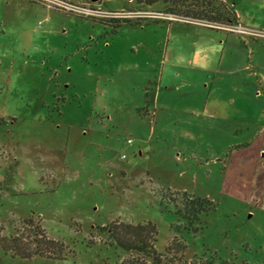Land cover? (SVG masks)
Returning <instances> with one entry per match:
<instances>
[{"label":"rangeland","instance_id":"rangeland-1","mask_svg":"<svg viewBox=\"0 0 264 264\" xmlns=\"http://www.w3.org/2000/svg\"><path fill=\"white\" fill-rule=\"evenodd\" d=\"M202 21L0 0V264H264V37Z\"/></svg>","mask_w":264,"mask_h":264},{"label":"trees","instance_id":"trees-1","mask_svg":"<svg viewBox=\"0 0 264 264\" xmlns=\"http://www.w3.org/2000/svg\"><path fill=\"white\" fill-rule=\"evenodd\" d=\"M145 1L148 2L149 4H152L158 0H145ZM164 1L176 4L179 0H164ZM188 7L190 8L185 10L186 14L184 16L182 15V18L186 19V21L189 22H194V21L198 22L203 20L202 22L204 24L212 25V26L215 25L214 27H216V25H229V24L237 23V15L233 10V8L228 6L225 2L221 0H195V2L190 3ZM168 12L173 13L177 16H181L176 8H170L168 9ZM121 226H123L122 228L124 229L125 232L127 230H136L137 232H139L138 233L139 236L142 237L141 240L138 238V242L140 243V245L144 244L145 241L144 233L145 234H148L149 232L150 234L154 233L152 227L149 229L148 225L145 224H139V225L123 224ZM110 231H111V236L116 239L117 244L123 246L125 250L137 248L136 246L124 244L123 241L122 240L120 241V238H118V234H117L118 232L115 234L112 233L113 230ZM171 250H172L171 244L166 245L164 248V251L166 252H169ZM178 250L179 252H181L182 255L183 253L182 249L178 248ZM152 253H153V258H155L156 260L155 250H153ZM185 262L186 261L182 262L180 260L178 264H185Z\"/></svg>","mask_w":264,"mask_h":264},{"label":"built area","instance_id":"built-area-1","mask_svg":"<svg viewBox=\"0 0 264 264\" xmlns=\"http://www.w3.org/2000/svg\"><path fill=\"white\" fill-rule=\"evenodd\" d=\"M51 3L65 7L68 10H72L76 13H83L86 15H97V16H108V17H115V18H128V17H135V18H153V19H167V20H186L182 19V17L177 16L170 12H162L159 10H148V9H138V10H115V11H104L100 8H88V7H78L73 6L67 3L59 2V0H49ZM181 18V19H180ZM195 22V21H194ZM196 23V22H195ZM219 28H225L228 30H232L238 32L240 34L250 35V36H258L264 37V30H257L247 28L242 26L238 23L236 24H229V25H216ZM132 139H127V143H132ZM125 157V154L122 155Z\"/></svg>","mask_w":264,"mask_h":264},{"label":"crops","instance_id":"crops-1","mask_svg":"<svg viewBox=\"0 0 264 264\" xmlns=\"http://www.w3.org/2000/svg\"><path fill=\"white\" fill-rule=\"evenodd\" d=\"M221 1H223V2H225L228 6H230L229 5V3L226 1V0H221ZM145 4L147 5V6H152L151 4H149L148 2H146L145 1ZM230 7H232L233 8V10L235 11V9H234V7L231 5ZM235 13H236V15H237V23L238 24H240V25H242V18H241V16H240V14L239 13H237L236 11H235ZM204 25V24H203ZM213 26H215V25H213ZM212 26V27H213ZM243 26V25H242ZM216 29H220L219 27H215ZM222 29H225V28H222ZM226 31H227V34H226V38H225V43H228V41L230 40V38H233V39H241L243 42H244V40H245V37H243V36H238L237 34H236V32L235 31H231V30H228V29H225ZM240 35V34H239ZM165 246L166 245H164L162 248V250H164V248H165Z\"/></svg>","mask_w":264,"mask_h":264}]
</instances>
